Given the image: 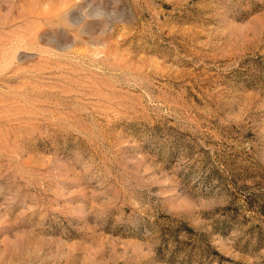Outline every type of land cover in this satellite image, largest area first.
Instances as JSON below:
<instances>
[{
  "label": "rangeland",
  "instance_id": "374dc122",
  "mask_svg": "<svg viewBox=\"0 0 264 264\" xmlns=\"http://www.w3.org/2000/svg\"><path fill=\"white\" fill-rule=\"evenodd\" d=\"M0 264H264V0H0Z\"/></svg>",
  "mask_w": 264,
  "mask_h": 264
}]
</instances>
